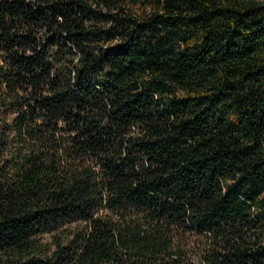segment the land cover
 <instances>
[{"label":"trees","instance_id":"trees-1","mask_svg":"<svg viewBox=\"0 0 264 264\" xmlns=\"http://www.w3.org/2000/svg\"><path fill=\"white\" fill-rule=\"evenodd\" d=\"M0 264H264V0H0Z\"/></svg>","mask_w":264,"mask_h":264}]
</instances>
